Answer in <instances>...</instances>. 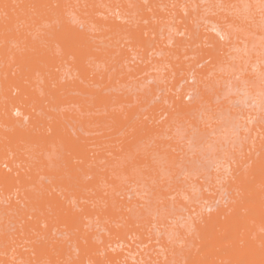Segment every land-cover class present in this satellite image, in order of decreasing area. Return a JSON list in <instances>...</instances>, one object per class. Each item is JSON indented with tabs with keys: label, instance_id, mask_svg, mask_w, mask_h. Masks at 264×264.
Masks as SVG:
<instances>
[{
	"label": "rangeland",
	"instance_id": "1",
	"mask_svg": "<svg viewBox=\"0 0 264 264\" xmlns=\"http://www.w3.org/2000/svg\"><path fill=\"white\" fill-rule=\"evenodd\" d=\"M0 264H264V0H0Z\"/></svg>",
	"mask_w": 264,
	"mask_h": 264
}]
</instances>
